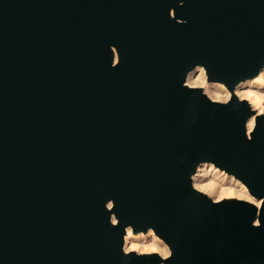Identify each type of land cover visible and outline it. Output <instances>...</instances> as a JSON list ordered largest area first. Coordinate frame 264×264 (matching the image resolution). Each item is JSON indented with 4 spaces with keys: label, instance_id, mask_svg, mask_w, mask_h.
<instances>
[{
    "label": "water",
    "instance_id": "obj_1",
    "mask_svg": "<svg viewBox=\"0 0 264 264\" xmlns=\"http://www.w3.org/2000/svg\"><path fill=\"white\" fill-rule=\"evenodd\" d=\"M263 66L264 0H0V264H264V114L233 94Z\"/></svg>",
    "mask_w": 264,
    "mask_h": 264
},
{
    "label": "bare ground",
    "instance_id": "obj_2",
    "mask_svg": "<svg viewBox=\"0 0 264 264\" xmlns=\"http://www.w3.org/2000/svg\"><path fill=\"white\" fill-rule=\"evenodd\" d=\"M186 85L190 87H199L211 100L226 102L231 97V93L225 85L216 82H208L205 71L197 66L191 70L186 77ZM233 94L241 100L247 101L248 105L256 112V115L264 114V66L260 69L257 76L238 83ZM255 115L247 121L248 132L252 129ZM192 185L198 191L212 195V199L218 201L223 198L243 199L255 203L257 206L260 201L253 199L246 187L233 176L214 167L210 163H201L198 165L195 174L192 176ZM123 249L125 252L133 251L144 253L156 249L161 257L169 254L167 246L160 240L152 230L146 233H132L128 228L124 236Z\"/></svg>",
    "mask_w": 264,
    "mask_h": 264
},
{
    "label": "rangeland",
    "instance_id": "obj_3",
    "mask_svg": "<svg viewBox=\"0 0 264 264\" xmlns=\"http://www.w3.org/2000/svg\"><path fill=\"white\" fill-rule=\"evenodd\" d=\"M208 195V194H207ZM210 198H212V195H208ZM223 199H227V198H223ZM144 253H151L150 251H148V252H144ZM141 254H143V253H141ZM158 254V253H157Z\"/></svg>",
    "mask_w": 264,
    "mask_h": 264
},
{
    "label": "snow or ice",
    "instance_id": "obj_4",
    "mask_svg": "<svg viewBox=\"0 0 264 264\" xmlns=\"http://www.w3.org/2000/svg\"><path fill=\"white\" fill-rule=\"evenodd\" d=\"M151 251H152L153 253H155V252H156V249H152Z\"/></svg>",
    "mask_w": 264,
    "mask_h": 264
}]
</instances>
